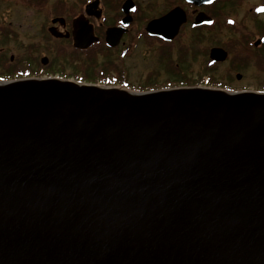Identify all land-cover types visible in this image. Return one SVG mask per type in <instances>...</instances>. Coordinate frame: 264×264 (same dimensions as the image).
Segmentation results:
<instances>
[{
	"label": "water",
	"instance_id": "1",
	"mask_svg": "<svg viewBox=\"0 0 264 264\" xmlns=\"http://www.w3.org/2000/svg\"><path fill=\"white\" fill-rule=\"evenodd\" d=\"M0 264H264V93L0 80Z\"/></svg>",
	"mask_w": 264,
	"mask_h": 264
},
{
	"label": "flooded vegetation",
	"instance_id": "2",
	"mask_svg": "<svg viewBox=\"0 0 264 264\" xmlns=\"http://www.w3.org/2000/svg\"><path fill=\"white\" fill-rule=\"evenodd\" d=\"M20 13L44 20L32 22L28 38L0 21V69L42 68L29 78H43L60 59L141 82L129 90L264 93L244 82L264 84V0H0L1 19ZM215 49L226 52L224 61L212 58Z\"/></svg>",
	"mask_w": 264,
	"mask_h": 264
},
{
	"label": "rangeland",
	"instance_id": "3",
	"mask_svg": "<svg viewBox=\"0 0 264 264\" xmlns=\"http://www.w3.org/2000/svg\"><path fill=\"white\" fill-rule=\"evenodd\" d=\"M1 20H5L7 22H13L14 26L22 32V34L24 35V38H28L32 35V32L34 30L30 29L32 28V22L33 21H37L39 24V26L42 24L44 18L42 17H38L37 19H32V17L28 14L25 13H20L18 16L17 15H12L11 17H4V18H0ZM31 25V26H30ZM226 38H224L223 36H219V35H215V42L220 40V41H224ZM14 46H11V49H13ZM98 68V67H97ZM223 68L222 66L220 67V69ZM23 69H30V71L34 72V71H40V69H34V68H23ZM44 72L42 74L43 78H59V79H66L65 77L63 78L61 74H64L65 76H73V75H77L78 77H81V71L79 70V68H77L76 66L74 67V65H71L70 63H65L64 61L60 60V59H55L53 60L50 65H48L47 67H44ZM99 69V68H98ZM97 69V70H98ZM4 71V69H3ZM2 69H0V72H3ZM39 73V72H38ZM248 78V77H247ZM70 80H75L73 78H70ZM131 82H129V84L131 86H133V88L135 89V86H139L141 84V82L136 81L135 78L130 80ZM245 83L251 85V86H258V88H263L264 84H259V80L255 81V80H249L247 79V81H244ZM147 86V85H146Z\"/></svg>",
	"mask_w": 264,
	"mask_h": 264
},
{
	"label": "trees",
	"instance_id": "4",
	"mask_svg": "<svg viewBox=\"0 0 264 264\" xmlns=\"http://www.w3.org/2000/svg\"><path fill=\"white\" fill-rule=\"evenodd\" d=\"M78 68V67H77ZM96 64H89L86 66L79 67L81 71V77L77 75L73 76H65L61 74L62 77L66 79L73 78L76 81L84 82V83H92V84H99L103 86H120V87H130V85L118 81L115 77L107 75L105 71H98ZM3 71V69H2ZM43 73L39 74L42 75ZM34 73L30 71V69H21V68H6L3 72H0V80L8 81V80H15L21 78H29L32 77ZM149 87L140 89L141 91H147ZM139 90V91H140Z\"/></svg>",
	"mask_w": 264,
	"mask_h": 264
}]
</instances>
